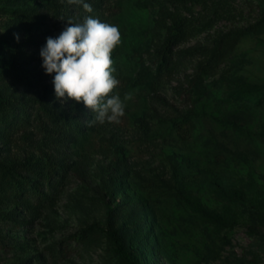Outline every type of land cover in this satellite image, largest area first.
Instances as JSON below:
<instances>
[{
	"label": "rangeland",
	"instance_id": "1",
	"mask_svg": "<svg viewBox=\"0 0 264 264\" xmlns=\"http://www.w3.org/2000/svg\"><path fill=\"white\" fill-rule=\"evenodd\" d=\"M84 2L0 0V264H125L109 228L136 264H264V0ZM89 16L121 32L119 123L42 67Z\"/></svg>",
	"mask_w": 264,
	"mask_h": 264
},
{
	"label": "clouds",
	"instance_id": "2",
	"mask_svg": "<svg viewBox=\"0 0 264 264\" xmlns=\"http://www.w3.org/2000/svg\"><path fill=\"white\" fill-rule=\"evenodd\" d=\"M69 5L82 4L92 12L84 0H67ZM19 41V36L16 37ZM119 27L103 23L98 18L86 17L82 23L67 21L58 37H48L41 49L42 67L47 75H53L57 99L67 103H83L95 113L89 126L107 122L119 123L125 115V101L132 99L126 93L121 99L115 93L120 81L116 78L114 50L121 44Z\"/></svg>",
	"mask_w": 264,
	"mask_h": 264
},
{
	"label": "trees",
	"instance_id": "3",
	"mask_svg": "<svg viewBox=\"0 0 264 264\" xmlns=\"http://www.w3.org/2000/svg\"><path fill=\"white\" fill-rule=\"evenodd\" d=\"M183 28V25L181 23H175V26L171 27L168 30L167 37H166V42H165V47L162 50L163 52L167 50L168 48L172 47L174 44L175 38L179 37L181 34V30ZM2 63H0L1 66ZM154 85L156 88H160L161 86V81L160 79H156L154 82ZM251 102H255L257 100V97H252L250 98ZM82 114V113H81ZM81 114L80 116L76 119V124L77 126H80L81 124ZM21 187L18 185L13 189L15 194H19L21 192ZM107 234L109 238L114 242L117 252L120 255V257L124 260L125 264H136V260L134 257V254L132 250L126 249L124 246V242L122 240V237L119 235L118 230L109 228L107 229Z\"/></svg>",
	"mask_w": 264,
	"mask_h": 264
}]
</instances>
